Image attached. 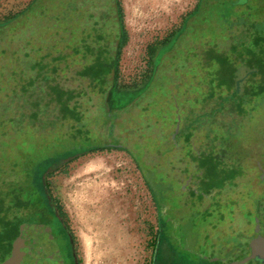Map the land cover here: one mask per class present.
Wrapping results in <instances>:
<instances>
[{"label": "rangeland", "instance_id": "1", "mask_svg": "<svg viewBox=\"0 0 264 264\" xmlns=\"http://www.w3.org/2000/svg\"><path fill=\"white\" fill-rule=\"evenodd\" d=\"M196 1L0 0V173L15 163L19 171L13 174L24 184L35 169L55 163L45 182L65 232L53 216L45 227L59 255L67 253L68 237L76 264H149L166 173L183 169L196 181V174L208 175L211 156L208 233L210 239L223 236L224 243L209 241V249L225 248V264H259L252 252L264 240L250 220L264 198V52L252 50L244 36L211 34L213 24L196 12ZM79 22L89 23L106 43L108 50L100 56L103 47H97V57L113 60L109 75L94 63V71L106 76L102 91L93 89L84 63L87 78H79L78 67H65L58 55L61 27L78 41ZM205 28L210 30L203 35ZM15 31L19 45L11 55L3 45ZM48 40L50 52H37ZM174 40L177 47L169 51ZM64 42L69 54L77 51L69 33ZM184 50V68L175 69ZM30 51L32 59L50 57L43 66L35 59L34 66L26 65ZM29 72L35 83L25 97L29 82L19 78ZM147 86L150 92L139 98ZM74 110L84 128L76 126ZM204 112L187 142V130L180 128ZM30 194L33 205L40 203L35 188ZM173 198L183 197L178 192ZM215 225L223 232L212 230ZM14 228L0 219V261L12 256ZM239 254L249 259L238 262Z\"/></svg>", "mask_w": 264, "mask_h": 264}, {"label": "flooded vegetation", "instance_id": "2", "mask_svg": "<svg viewBox=\"0 0 264 264\" xmlns=\"http://www.w3.org/2000/svg\"><path fill=\"white\" fill-rule=\"evenodd\" d=\"M73 7V9H75L77 5L73 4ZM98 7L100 8L103 6ZM195 10L200 16L202 15L204 17V20L207 17V22H212L211 24H213V27H211V34L244 36L251 41L250 45L252 50L261 53L264 52V0H197ZM95 19L94 24L96 25L98 23V15ZM80 23L81 22H79V26L77 27L81 30L78 41L75 36H72V31L68 32L61 27L58 40L60 47L57 49L59 52L58 55L59 57H63L61 61L64 62L65 67H78L77 70L74 69V72L75 74H78L79 78H87L84 77L80 68V65L84 63L90 71L88 78L93 85V81H96L98 76L92 75V67L95 62L98 63L99 60L104 61L106 59L104 56L102 58L97 57L95 53L97 47H103V49L99 51L100 53L98 52L100 56L104 55L103 52L108 49L105 48L106 43L103 42L101 35L92 31L89 23ZM209 30L210 29L205 28L202 33L207 34L209 33ZM67 33H69V38L72 37L76 47L75 51L77 50L71 54H69L70 48H68V45L64 42ZM15 34L16 31L9 37L6 46L3 45V50L10 51L11 55H13L12 51L17 49L19 45ZM87 35H89L88 39H92L93 42L92 56H89L82 47V43L85 41ZM48 43H50L49 40L46 43H42V45H38L37 52H50V44ZM20 45L23 46L22 44ZM31 46L33 47V45ZM32 51L27 52L26 54V65L34 66L33 62L36 56L32 59ZM42 56L43 58L41 61L35 59L36 62L39 61V64L42 63L40 64L41 66L45 65L43 61L49 58L50 55L43 53ZM92 59H94V61ZM12 62L11 64L17 67L15 56L14 58L12 57ZM31 76V72H29L27 75L19 78L24 83L27 81L29 82L27 85L24 84L27 87L23 88V93L26 92L25 97H31V95H29L30 88L33 86L32 84L35 83L33 79H30ZM30 85L32 86L30 87ZM21 99L24 100V103H27V99ZM115 116L116 113L115 115L113 114L112 118H115ZM179 131H181V128ZM174 139L171 141V144ZM70 140H73V138ZM183 147H190V145H184ZM58 150L59 149L57 148L55 151ZM47 158H44V160ZM55 162L61 163L62 161L60 162L59 160ZM182 162L184 163V161ZM53 165H55V163H53ZM13 166H15V163L11 166L9 171H3L4 173H0V219L3 220L5 226L15 227L14 229L16 230V233L15 230L13 231V235L15 236H12L13 239L9 243L10 247L13 248L14 242L19 237L18 233L20 234L22 226H51L53 221L50 220V216H53V219H56L55 221L58 222L62 231L65 232V227L49 196L45 182L46 177L51 173V166L48 165L46 168H43L40 173L35 169V174L27 179L30 182H25L24 184L20 183L16 178L17 176L13 174L19 171V167H17L16 170L13 169ZM37 175L40 176V184L38 186L35 185V177ZM166 175H168L167 179L169 182H161V187H159L161 192L163 190V197L160 202L161 204H159V227L149 264H225V248L214 249L212 251L209 249V241L224 243L223 236L217 239H215L216 237L210 239L211 234L209 235L208 233V229L210 228L209 223L211 222V209L208 200L210 194H212L211 191H209V187H207L209 181L207 177L209 176L204 177L203 175L199 176L196 174V181H194L192 173L184 172L183 169L171 174L166 173ZM201 185H203L204 188H202ZM219 186L220 187L215 190V193L220 198V196H222L221 193L223 192V187L220 184ZM24 187H30L31 189L23 191ZM200 187L201 189L199 190ZM32 188L36 189L38 196L40 197V203L36 205H33V199L31 198L32 194L29 195V191L31 192ZM178 192L181 193L183 198H178L179 200L177 202L173 196ZM220 204L221 201H219L216 206H219ZM177 208L181 211L178 214H176L175 211ZM189 208H192L193 213L196 211V214H188L187 211ZM262 214H264V198L258 202L256 209L251 213L253 217L250 222L253 224V228L257 230V234H259V229H261V227L262 230H264V219L262 221L260 220ZM216 225L212 230L218 229ZM219 229L220 232H223L222 227H219ZM67 245V253L65 256L60 254L63 264H76L71 249V242L68 237ZM254 248L255 245L249 247L252 251ZM255 253V251L252 252V254ZM253 260L259 264H264L259 260ZM4 262L5 261L2 260L0 261V264Z\"/></svg>", "mask_w": 264, "mask_h": 264}, {"label": "water", "instance_id": "3", "mask_svg": "<svg viewBox=\"0 0 264 264\" xmlns=\"http://www.w3.org/2000/svg\"><path fill=\"white\" fill-rule=\"evenodd\" d=\"M88 36L85 37L82 47L89 56H92L93 42L92 39H88ZM94 67L95 65H93ZM96 72L99 74H97L98 78L93 83V89L102 91L105 88L103 86L106 84V76L99 71ZM106 89L108 90V88ZM106 89L105 92L107 91ZM115 142L120 143L119 141ZM252 217L251 215V219ZM263 219L264 214H262L260 220L262 221ZM259 236L260 239L264 240V230H262V227L259 229ZM254 251L256 253L252 255V258L264 263V242L261 248L258 250L255 249ZM237 259L238 262H246L249 257L239 254ZM3 264H63V261L59 253L55 250L49 227L24 225L20 229L19 237L14 242L11 258Z\"/></svg>", "mask_w": 264, "mask_h": 264}, {"label": "trees", "instance_id": "4", "mask_svg": "<svg viewBox=\"0 0 264 264\" xmlns=\"http://www.w3.org/2000/svg\"><path fill=\"white\" fill-rule=\"evenodd\" d=\"M183 32V31H182ZM204 35V34H203ZM171 37V36H170ZM162 44V43H161ZM177 45V42H176V40H174V41H172V44H171V46L169 47V51L170 50H173L175 47H177L176 46ZM154 52V48L153 47H150V49H149V53L150 54H152ZM187 52H188V50H184V52H183V54L185 55V57H184V59H181V60H179V61H177L176 62V64L174 65V68L175 69H178L179 70V68H181V69H183L184 67V65H183V61H186V58H187ZM111 62V63H110ZM97 65L101 68V70L105 73V74H110V72H111V70H112V67H113V60H108L107 58L104 60V61H102V60H99L98 61V63H97ZM92 75H94V76H97V74H99L98 72H95L94 71V69H93V67H92ZM151 80H152V78H151ZM151 80H150V82H151ZM150 82H149V84H150ZM93 83H94V81H93ZM148 84V85H149ZM149 86H147L146 87V89L141 93V97H139V98H141V99H144L146 96H147V94L150 92V88H148ZM56 88H61V86H60V83H58V85L56 86ZM148 89V90H147ZM59 91H60V89H59ZM69 92H71V91H69V89L68 90H66V93H65V91H64V93L65 94H67V93H69ZM66 98V102L65 103H67V106H68V108H69V110H70V104H71V101H73V96H71V95H68L67 97H65ZM209 99V98H208ZM78 100V99H77ZM81 106V105H80ZM99 106H100V108H101V110H102V108H103V105H102V103H99ZM235 106H236V108L238 109V108H240V103H239V101H236V103H235ZM140 107V106H139ZM77 108V107H76ZM76 110V109H75ZM74 110V112H75V118H74V120H76V126L78 127V124H80L81 126H79V127H82V128H84L86 125H85V122H79V121H81L82 120V116H80V115H78V114H80V113H77L76 111ZM91 111H95V110H88V113L89 112H91ZM198 115V117H199V120L198 121H196V122H193V123H188L185 127H182L181 128V130H184L185 129V131L187 132V134H186V137H185V139H187V142H189L190 141V139L192 138V133H193V127L194 126H196L197 124H200L203 120H201V118H205L206 117V112H204V113H202V114H197ZM81 119V120H80ZM141 127V126H140ZM195 128V127H194ZM137 130H139V134H142L141 133V129H139V126H138V128H137ZM146 130H144L143 131V133L145 132ZM133 134H136V133H133ZM138 134V133H137ZM184 154V153H183ZM197 163H196V166H197V164H198V162H200L198 159H197V161H196ZM211 163H214L215 164V162H214V158L211 156ZM211 163H210V169H209V173H208V175L207 176H211L212 177V175H214L215 173H213V170H214V165L212 166L211 165ZM43 168H44V165H42V166H40V167H38L37 168V171L40 173L42 170H43ZM206 169V164L205 165H201V169L199 168V170L200 171H202V173H205V170ZM38 175H40V174H38ZM36 176L35 177V185L36 186H38L39 184H40V176ZM206 176V177H207Z\"/></svg>", "mask_w": 264, "mask_h": 264}]
</instances>
